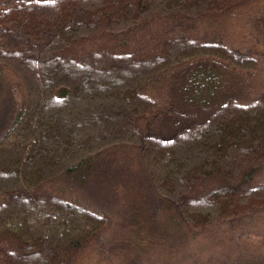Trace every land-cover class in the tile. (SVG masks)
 Wrapping results in <instances>:
<instances>
[{
    "label": "trees",
    "instance_id": "16d2710c",
    "mask_svg": "<svg viewBox=\"0 0 264 264\" xmlns=\"http://www.w3.org/2000/svg\"><path fill=\"white\" fill-rule=\"evenodd\" d=\"M0 85V264H115L112 224L264 207V0H0Z\"/></svg>",
    "mask_w": 264,
    "mask_h": 264
},
{
    "label": "rangeland",
    "instance_id": "374dc122",
    "mask_svg": "<svg viewBox=\"0 0 264 264\" xmlns=\"http://www.w3.org/2000/svg\"><path fill=\"white\" fill-rule=\"evenodd\" d=\"M251 89L247 86L242 94ZM20 101L19 93L0 85V137L13 122ZM191 230L174 221L112 224L109 252L115 264H264V207L233 223H218L199 233Z\"/></svg>",
    "mask_w": 264,
    "mask_h": 264
}]
</instances>
